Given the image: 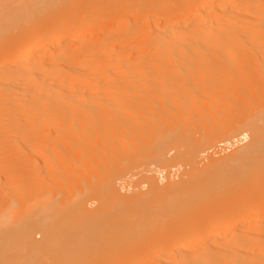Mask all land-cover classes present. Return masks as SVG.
<instances>
[{"label": "bare ground", "instance_id": "6f19581e", "mask_svg": "<svg viewBox=\"0 0 264 264\" xmlns=\"http://www.w3.org/2000/svg\"><path fill=\"white\" fill-rule=\"evenodd\" d=\"M113 1L82 0L63 8L56 0H0V151L51 145L64 150L87 148L88 153L74 151L88 156L93 147L113 151L134 144V153L142 155L141 150L154 152L161 142H168L172 132L196 135V126H204L207 117L215 122L206 120L211 123L205 125L210 131L199 127V134L204 135L193 137L192 148L205 151L232 135L248 143L223 158L210 157L202 167L193 165L179 180L169 179L163 186L150 175L146 192L115 190L112 196L106 192L95 209L86 207L83 199V191L95 183L88 178L93 183L86 188L90 175L83 166L74 176L72 170L63 174L48 171L54 178L60 175L64 188L53 178L56 186L67 187L62 194H69L60 206L54 204L56 190L55 198L51 192L41 194L35 183L32 190L38 192L30 190L32 196H28L31 183L26 189L19 179L25 169L17 171L21 176L15 172L19 167L7 175L4 169L2 176L19 179L24 191L16 182L10 183L12 189L15 184L21 187L14 189L16 195L5 185L3 189L9 187L17 197L14 200L0 190V264H48L44 258L49 255L61 250L67 254L93 250L98 239L105 237L99 256L90 257L86 264H264V110H258L264 108V0H121L120 7L132 4L133 9L157 1L148 23L139 30L134 29L131 17L119 18ZM38 5L55 16L8 32L20 20L13 21L15 16L27 6L30 10ZM145 56L147 66L201 69L203 74L195 81L190 79L194 73H159L162 76L157 78L152 75L157 82L154 87L147 79L152 76L115 71L124 65L138 67ZM206 69L210 72L205 73ZM125 81L128 85L134 81L151 84L154 94L144 85L149 92L143 91L142 96L154 105L148 102L151 107L136 110L127 107L123 116L119 114L121 118L116 110L107 111V106L96 107L98 97L108 96L111 101L110 95L120 96L118 90ZM161 81L162 89H157ZM140 91L138 99H142ZM254 109L259 113L256 116ZM204 111L217 114L209 112L210 117ZM144 114L149 117L143 119ZM116 117L122 120L117 122ZM104 118L108 121L100 123ZM54 131L66 138L49 140ZM123 151L121 156L127 157ZM111 152L105 154L110 161L119 154L116 151L111 159ZM94 153L89 160L103 154ZM32 174L27 176L29 182ZM80 261L73 256L65 264Z\"/></svg>", "mask_w": 264, "mask_h": 264}, {"label": "rangeland", "instance_id": "374dc122", "mask_svg": "<svg viewBox=\"0 0 264 264\" xmlns=\"http://www.w3.org/2000/svg\"><path fill=\"white\" fill-rule=\"evenodd\" d=\"M56 1L59 2L58 5H57L58 7L67 8V7L71 6L72 4H74L76 2H81L82 0H56ZM120 1L121 0H114L113 3H112L113 8L116 9V10H118V12L121 13V16H119V18H121V19L124 20L126 17H131L132 18L131 24L133 25L134 29H138V30L140 28H144L145 25L148 23V17L150 16V14L152 13V10L154 9V7L157 4V1H156V2H154L152 4H150L149 6H147L146 8H144V9L143 8L133 9L132 8V4H128V5L124 6V7H120ZM44 4L45 3H43L42 5H44ZM54 16H55L54 13L50 9L44 11L42 9V6L41 5L35 6L32 9H30V10H29V7L27 6L26 8H24L21 11L20 16H15L14 17L13 21H16V20H19V19L20 20L17 21L18 22L17 24L13 23L14 25L8 30V32H14L19 27H21L23 25L33 24L36 21H39L41 19H44V18L45 19H47V18L49 19V18H52ZM94 35L95 34H92L91 35L92 36L91 39H93ZM83 45L84 44H82V46ZM85 46H86V44H85ZM237 56H238V54L235 55L234 57H237ZM261 56H259V54H258V57L259 58H261ZM161 57H163V56H161ZM225 57H226V59L230 60L229 57H227V56H225ZM262 58H263V56H262ZM142 59H144V60L142 61V64H140L138 67L127 68L126 65H124L123 67L115 68V71L123 72V73L127 74L128 76H132V75L140 76V74H142L143 76H147L148 77V76L155 75L156 76L155 78H157V75L159 73L160 74L166 73V74H164L165 76L167 74H169L170 72L171 73L172 72H175V74L181 73V74H188V75L190 73H194V75H192L190 79H194L195 81L200 80V76H202V74H203V72H202L201 69H196V71H195V70H190V69H188L186 67H184V68L183 67H178L176 69H174V68L173 69H169L170 67H165V68H167V69H165V68H162L161 67L162 69H160L159 68L160 67L159 65H157V66L156 65L155 66H147L146 63L148 61V58L145 56ZM208 72H210V70L209 69H206V72L205 73H208ZM102 74H104V73H102ZM160 76H162V75H160ZM151 78L150 79L147 78L149 80L148 82H151V84L154 86V82H156V80H155V78H153V76ZM159 80H160V78H159ZM143 83L142 82L140 83V81H139V83L137 81H134V82L131 83L133 85L131 87H129L131 84L128 85L127 84V81H125L124 84L118 90V92H120L122 94V96H121V94L118 97H116L117 95L116 96L115 95H113V96L110 95L109 97H111V101L113 100L112 103H110L111 102L109 100L110 98H108V96H106V92H105V94H102V95H105L107 98L105 99L104 97H98V98L95 99L94 104L96 105L97 108H100V105H102L101 107L107 106V111H109L110 109L112 111H115L116 110V113H118V115H116V116H119V114H121L122 110H125V108H127V107L129 108L130 106H132V108H133L132 110H134V109L136 110V109H139V108L145 107V106L147 108H149V107L152 106L150 104H153V103L151 101L149 102V100H145V99H148V98H146V95H148V94H146V92H147L148 89L146 87H144V85L147 86L149 83H147V84H145V82H143ZM162 83H163V81H161V84L159 83L160 84V87L158 86L159 84H157L156 88L157 89L158 88H161L162 89V85H163ZM151 84H149V85H151ZM149 85H148L149 90L150 89L152 90V91L150 90L151 91L150 93H153L154 94V91L153 90L155 89L154 88L155 86L152 87V88H150ZM138 86L143 87L141 89L138 88V89L141 90V91L140 90L139 91L141 92L142 99L141 98H139V99L142 100V101H139L138 97H136L137 94H139L138 89H136ZM145 88H146V90H145ZM136 90H137L138 93H136V95H135L134 92ZM143 91H145L144 92L146 94L145 96L144 95L142 96V92ZM98 92H100V94H101V92L103 93V90L102 91H98ZM170 92H172V91H170ZM155 93H156V91H155ZM157 93L158 94H161L162 92H160V90H159V92H157ZM168 93H169V91H168ZM119 97H120V99H119ZM143 97H144V101H143ZM116 98H118L120 101H117L118 99H116ZM131 98H133V99H131ZM100 99H102V100L105 99V101H101ZM114 99H116V100H114ZM136 99H138V101ZM134 100L136 102H134ZM154 102L157 105V102L158 101L155 100ZM263 106L264 105H262V107ZM258 107H261V106H258ZM258 107L255 108V109H258ZM94 108H95V106H94ZM210 108H213V106L210 107ZM104 109L106 110V108H104ZM117 109H118V111H117ZM255 109H254V112H255ZM209 110H211V109H209ZM258 110H259V113H260V112H262L264 110V108L263 109L259 108ZM205 112H207V111H204V114H205ZM209 112L210 111H208V113H206L205 115L208 114L207 116H210ZM210 113H213L214 114L215 112H210ZM259 113L257 112L254 116L258 115ZM122 114H123V112H122ZM122 114H121V116H123ZM213 114H212V116H213ZM215 114H217V113H215ZM218 114H219V112H218ZM220 114H219V116H220ZM222 114H221V116H222ZM105 115H106V117L108 116L107 113L104 114V116ZM225 115H226V113H225ZM121 116H119V117L121 118ZM214 116H216V115H214ZM224 116H223V118H225ZM102 117H103V115H102ZM108 117H110V116H108ZM147 117H149V114L142 115V118L143 119L144 118H147ZM201 117H204L205 118L206 116H201ZM116 118H114V119H116ZM204 118H203V121H204ZM207 118H208V120L211 119L209 117H207ZM98 119L95 117L94 118V121L95 122H98L99 121ZM117 119H118L117 122L119 120H122V119H119V118H117ZM214 119H211V121L213 120L215 122ZM216 119L218 120L217 117H216ZM220 119H222V118H220ZM220 119H219V124H221V122H222V121L220 122ZM200 120L202 121V119H200ZM200 120L197 121V124L200 122ZM206 120L207 119L205 118L204 124L207 125V126H209V124L211 125V123L210 122H207L208 120L207 121ZM232 120H233V122L236 121V120H234V118H232ZM232 120L230 122H232ZM104 121L107 122L108 121V118L106 120H105V118H104V120L101 119L100 123H102ZM195 123H196V121H195ZM219 124L217 123L216 127ZM205 125L204 126L203 125H200V126H202V128L204 127L203 130L207 131L209 129L208 131H210V128L211 127L210 128L207 127V130H206ZM200 126H198V128L196 126L197 132L195 133V131H194V134H196V135H193V136L191 135V133L189 131H184V132L175 131V132H172L170 134L169 138H168V142H165V143L164 142H161L162 145L160 146V148H158L157 150H155L156 153H155V151L154 152H152V151L151 152H147L145 150H141V154L142 155H139L140 154V151H138V153H137V151L135 150L136 153H134V149H135V148H133L134 144H132L133 146H131V145L127 146L126 145V146L123 147V149H120L121 146L119 145L120 148L119 149L117 148L118 150L115 149V148H114L115 149L114 150L112 148L113 151L111 149H110V151L109 150H106L105 151V149L98 150V148H96V150H95V148L92 146L93 149H94V151H96L97 153L102 151L103 154H102V156L99 153L98 154H95L96 152L94 153L92 147H90L92 149L91 150L92 152L91 151L90 152L91 153H94L95 156L93 155L94 157H92L91 160H89L88 158L91 157V155H90L91 153L88 154V156H87V154H84V155L87 156V158L85 157L86 160L84 159V161H86V164L85 163L84 164L82 163V162H84V161H82L83 158H84V155H82L80 153V151L82 152L83 149L81 150V149H77V148H71V150H69L70 148L63 147L65 149L68 148V150H64V149H61V147L54 148L51 145L44 146V147H37L38 149H36L35 146L34 147L31 146V149L32 150L29 149L30 147H27V148L24 147L26 149V151L22 147L25 152L22 149H20V147L14 148V150H13V148H11V150H10V148H8V150H10V151H8L9 153H6L7 152V149H4L5 152L3 150L0 151V169H2V170H0V173H1L0 174V178H3V181H2V179H1L2 182L0 181V186L2 185L0 187V190L6 191L7 194L9 193L8 194L9 195L8 198H9L10 196H13V194L10 193L9 190H7V188L10 189L12 187V186H9L10 183L16 182L18 185H21V183H23V186L26 189L28 188L27 185L29 183H31V184L28 185V186H30L29 189H28L29 192L27 190H25L26 193L28 192V196L29 197L32 196V194L30 195V193L32 191H33L32 193H35V192L37 193L39 191L41 194H44V193H47V192L48 193L51 192L50 193V196L51 195L52 196L54 195V198H55V196H56L55 195V190H56L57 191L56 192L57 196L55 198V201L56 202H54V204H56V205L58 204V206H60L59 202L62 199H64L65 194H69L67 191L64 194V196L62 194V192H65L64 190H66L67 187L65 186V189H63L64 187H63V185H61L62 181L61 182L59 181V180H61L60 175H58V177L54 178L55 175L49 174L48 171L50 169H54V172L55 173L59 172L58 174H63L62 172H65L66 173V170H67L68 173H70V170H72V173L71 174L73 175V173L75 172V170H76V174L78 173L77 169L80 168V166H81V168L85 167L84 168L85 169L84 171L87 170L86 173L89 172L88 174L90 175V177L87 176L86 179L88 180V178H90L91 180H94V182H95V183H93L89 179L90 181L88 180L89 183H86L88 185V186H86V188L89 187L90 182H92L94 184L93 187L95 186L96 188L95 187L93 188L91 186L90 189H88V191L87 190H84L83 191V196L85 194V196H84L85 198H83V199H84V202L86 203V207H89L91 209H95L96 207L99 206L100 201L102 199H104V197H106L108 195L107 193H109V192H110L109 195H111V196H112V194H113V192L115 190H117L121 194H125V192L127 193V190L128 191H130V190H132V191L136 190L137 191L139 189L142 192H146L148 190V185H147L146 182H147V179H148V177L150 175H155L156 176L158 183H160L159 185H162V184L164 185L165 182L167 180H169V179L171 181H177L181 177L182 173H184L186 170H189L193 165L196 164L198 167H202V165H204L203 163L206 162V160H212V159H209L210 157L216 158V159H220L221 157L223 158L225 155L232 154L231 152H234V150L239 149V148H243L248 143V139L246 141V139H243L239 135H234V136L232 135V137H229L227 139L225 138L223 141H219L218 140V142H216V143L214 142L215 144H213V145L210 144L205 149V151H203L204 149L203 150L202 149H197V148L194 149V148H192V146H193L192 145L193 144L192 143L193 137H195L194 139H196V137L199 138V135H204V133L203 134L202 133L199 134V132H201L199 130L200 129L199 128ZM202 128H201V130H202ZM215 128H213V126H212V129H215ZM50 134L51 135L48 137L49 140H56V139L57 140H62L63 138H66V135L65 134H63V136H62V134L59 135L55 131L54 132H51ZM105 140L108 141V139H106V138H105ZM137 141L138 140H136V142ZM136 142H135V146L138 145V143H139V142L138 143H136ZM119 144H121V143L119 142ZM117 146H118V144H117ZM117 146L115 145V147H117ZM90 148H89V150H90ZM17 149L20 152L17 151ZM72 149H73V151H72ZM75 149L80 150V151H78V153H80V154H78L77 152H75L74 151ZM85 149H84L83 152L84 153L85 152L88 153L89 151L87 150V148H85ZM120 150H122V151L124 150L125 151V155H127V154L128 155H131L132 154V155L131 156H128L127 155V157L124 156L125 157L124 158V157L121 156L122 155V152H120ZM13 151L15 153L18 152V153L15 154L16 156L13 154L14 153ZM104 151L105 152H108L109 151V152L107 154ZM116 151H118L119 154L121 153L120 155L118 154L120 156L119 160H116V159H118V155H114V154L117 153ZM142 151H144L145 153L142 152ZM110 152L112 153V154H110L111 159H112V155H114L113 157H115V156L117 157V158L115 157V160L116 161L113 159L115 163L113 162V160L110 161L109 160V157L107 158L105 156V154H107V156H108ZM3 153H5V155H3L4 156L3 158L5 160L7 158L6 161H3L4 160L3 158H2L3 160H1V156H2ZM20 153H22L23 155H20ZM26 153H27V155H26ZM72 153L78 154L79 157L76 156V158H75L74 156L76 154L73 155ZM133 153H134V157H133ZM157 153H159L161 155V157H158L159 154L157 155ZM6 154H8V155H6ZM71 154L73 155V158L72 159H75V160L77 159V162H75V161L72 162L73 160L72 159H69L70 156L72 157ZM97 155H99L101 159L97 158ZM8 156H10V157H8ZM30 156H31V158H30ZM32 156H34L35 158L32 159L33 158ZM80 157H81L82 160L80 159ZM24 158H26L27 161L29 159V161L28 162L27 161L26 162L22 161V159H24ZM103 158H106V159H103ZM13 159H16V160H13ZM18 159L21 160V161H19ZM7 161H11L12 164L11 163H7ZM13 162H15V163H13ZM21 162H22V164H21ZM7 164H8V166H7ZM10 164L11 165H13V164L15 165L16 164V166H14V165L11 166ZM15 167H16V169L19 167L18 170L15 171L16 173H19V172H17V171H19V169H20V171H22L21 169H25V170H23L22 178L19 177V179H21V181H20L21 183H18V180L19 179H17V181H15L16 178H14L15 179L14 180V179H11V178H7L6 179L7 176L6 177H3L4 176L3 174L6 173L7 171H9L10 173H14L13 169L15 170ZM8 168H10L11 171ZM4 169H5V171L2 174V172H3ZM26 170H27L26 173H28L29 170L31 171V173H30V171H29L28 174L24 173ZM34 172L36 174H34ZM8 173H6V175ZM32 173L34 174V176H33ZM37 173H38V175H37ZM24 174H25V176H24ZM29 174H32L31 175L32 178L30 177V179H29L30 182L27 180V178H29V177H27V176H29ZM65 175H67V174H65ZM72 175H70V176H72ZM91 175L93 177H95L94 175H96L97 178L95 177V179H93ZM19 176H21V174ZM35 177H37V178H35ZM53 178L56 179L63 188L60 187L59 184H58L59 186H56L57 185V181L54 184ZM4 179L7 180V181H5ZM99 179H102L103 181L102 180L101 181H98ZM9 180L10 181L13 180V181L10 182ZM8 181H9V183H8ZM27 181H28V183H27ZM37 181H39V182H37ZM99 182L101 184H99ZM32 183L33 184L35 183V184L39 185L37 187L38 189L36 188L38 191H36L35 188L32 190V186H31ZM24 184H26V187H25ZM35 184H34V186H36ZM84 184H85V182H84ZM5 185L6 186H9L10 188L7 187L6 189H3V187L5 188ZM18 185L15 184L14 185L15 187L13 186V188L14 189H18L19 188ZM23 186H22V188H23ZM24 188H23V191H24ZM106 188H107V190H106ZM110 188H113V189L115 188V189L111 192V189ZM14 189H12V190H14ZM51 189H53V190H51ZM30 190H31V192H30ZM16 191L17 190H14L15 193H16ZM52 191H54V192H52ZM85 191L87 193H85ZM11 192H13V191H11ZM26 193H22V191H21V194L22 195L23 194L25 195ZM10 194H12V195H10ZM16 195H18V194L16 193ZM19 195H20V193H19ZM13 197H15V195ZM11 198L12 197H10V199ZM16 198L17 197H15V199L14 198L13 199L16 200ZM13 199H12V201H14ZM105 238L98 239V242H97L98 243V246L95 249H93V250H90V249L85 250V249L81 248V249H83L81 251V253H75V251H74V252L69 253V254H67L66 252H64L63 250H61V251H58L57 252L58 254H56V255H49L47 258H44V259L46 260V262H48V264H65V262H67L68 260H70L74 256L75 259L81 260L80 261V264H86L85 262L90 257H97V256H99L100 251H98V249L100 248L101 245H103L105 243V241H104ZM36 239H40V235H37L36 236ZM78 244H80V242ZM76 254H80V255H78L76 257Z\"/></svg>", "mask_w": 264, "mask_h": 264}]
</instances>
